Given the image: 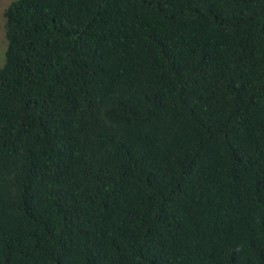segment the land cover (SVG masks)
I'll use <instances>...</instances> for the list:
<instances>
[{
  "label": "trees",
  "instance_id": "obj_1",
  "mask_svg": "<svg viewBox=\"0 0 264 264\" xmlns=\"http://www.w3.org/2000/svg\"><path fill=\"white\" fill-rule=\"evenodd\" d=\"M0 264H264V0H13Z\"/></svg>",
  "mask_w": 264,
  "mask_h": 264
},
{
  "label": "rangeland",
  "instance_id": "obj_2",
  "mask_svg": "<svg viewBox=\"0 0 264 264\" xmlns=\"http://www.w3.org/2000/svg\"><path fill=\"white\" fill-rule=\"evenodd\" d=\"M13 0H0V66L4 62V54H5V37H4V28H3V11L7 7V5Z\"/></svg>",
  "mask_w": 264,
  "mask_h": 264
}]
</instances>
